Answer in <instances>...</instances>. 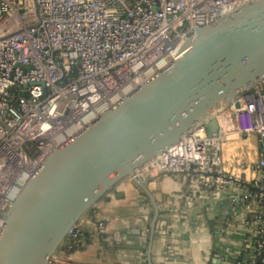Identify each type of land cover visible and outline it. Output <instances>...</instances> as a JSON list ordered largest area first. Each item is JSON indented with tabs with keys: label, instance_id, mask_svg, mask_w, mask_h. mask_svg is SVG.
Returning <instances> with one entry per match:
<instances>
[{
	"label": "built area",
	"instance_id": "obj_1",
	"mask_svg": "<svg viewBox=\"0 0 264 264\" xmlns=\"http://www.w3.org/2000/svg\"><path fill=\"white\" fill-rule=\"evenodd\" d=\"M254 1L0 0V237L11 204L56 150L180 59L196 29ZM238 102L237 132L257 136V162L228 168L225 134L200 126L136 177L182 176L191 194L225 196L233 214L245 212L232 264H264V79ZM84 236L79 222L48 264H82L69 255Z\"/></svg>",
	"mask_w": 264,
	"mask_h": 264
},
{
	"label": "water",
	"instance_id": "obj_2",
	"mask_svg": "<svg viewBox=\"0 0 264 264\" xmlns=\"http://www.w3.org/2000/svg\"><path fill=\"white\" fill-rule=\"evenodd\" d=\"M182 50L180 59L56 150L27 182L5 215L0 264H48L68 231L125 179L151 198L155 227L159 209L136 170L200 126L209 137L216 134V115L240 108L239 97L264 79V0L196 29Z\"/></svg>",
	"mask_w": 264,
	"mask_h": 264
},
{
	"label": "crops",
	"instance_id": "obj_3",
	"mask_svg": "<svg viewBox=\"0 0 264 264\" xmlns=\"http://www.w3.org/2000/svg\"><path fill=\"white\" fill-rule=\"evenodd\" d=\"M226 166L238 159L255 163L261 152L255 135L237 132L232 106L216 115ZM151 198L130 179L100 199L81 220L83 247L69 255L82 264H232L243 246L244 209L233 214L225 196L191 194L182 176L148 179ZM196 217V220L193 219ZM105 229L98 231V224ZM154 230V234H153ZM153 238V239H152ZM152 239V240H151Z\"/></svg>",
	"mask_w": 264,
	"mask_h": 264
}]
</instances>
